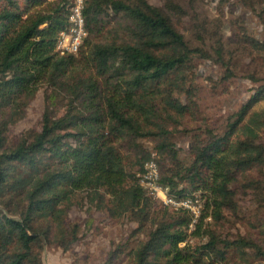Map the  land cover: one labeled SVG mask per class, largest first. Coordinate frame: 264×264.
I'll use <instances>...</instances> for the list:
<instances>
[{
	"label": "trees",
	"instance_id": "obj_1",
	"mask_svg": "<svg viewBox=\"0 0 264 264\" xmlns=\"http://www.w3.org/2000/svg\"><path fill=\"white\" fill-rule=\"evenodd\" d=\"M238 1L264 26V0ZM69 6L70 0H0V264H44V244L68 249L77 241L78 226H65L75 191L93 194L97 209L112 217H128L143 236L133 248L112 249L106 264L121 253L128 264H264V106L254 107L264 102V38L240 36L239 48L253 63L245 77L254 92L224 131L190 130L181 156L171 136L191 99L178 95L189 91L193 57L211 56L174 26L181 4L84 0L87 35L75 54L59 55L55 44ZM214 52L225 79L235 76L234 54L225 60L220 41ZM40 81L51 97L67 100L65 112L45 109L38 130L9 140L8 126L23 116ZM144 139L153 143L160 183L170 193L206 191L192 228L188 210L163 205L140 185L152 153ZM239 195L250 197V208L240 206ZM232 220L250 230L227 234ZM190 237L200 239L194 248Z\"/></svg>",
	"mask_w": 264,
	"mask_h": 264
},
{
	"label": "rangeland",
	"instance_id": "obj_2",
	"mask_svg": "<svg viewBox=\"0 0 264 264\" xmlns=\"http://www.w3.org/2000/svg\"><path fill=\"white\" fill-rule=\"evenodd\" d=\"M155 6L162 7L164 0H147ZM185 10L182 16L172 18L174 26L184 35L190 46L206 48L211 56L203 58L195 55L192 67L188 73V92L179 94L183 102L191 99L188 111L180 120L178 129L173 131L172 140L180 155L188 150L190 130L196 128L222 132L226 128L227 120L232 117L242 103L246 102L254 92V85L245 77L246 72L253 66L250 57L245 55L241 48L240 36L243 32L254 33L257 38H264V26L258 13L238 0H175ZM246 28L247 30H244ZM220 41L225 50V60L233 53L231 65L235 76L225 79L227 70L218 61L214 48ZM50 89L44 81L38 83V89L33 99L28 103L23 116L7 128L9 140L16 141L29 129L38 130L45 109L54 116H60L66 110L67 100L60 95L51 97ZM54 95V94H53ZM50 96V97H49ZM191 97V98H190ZM264 102L256 104L255 108H262ZM264 137V132L261 133ZM144 145L153 152V143L144 139ZM152 154V153H151ZM152 158V156H151ZM154 158V156H153ZM156 158V157H155ZM147 161V160H146ZM144 161L143 164L146 163ZM205 204L207 193L202 189L195 191ZM85 191H75L69 203H66L65 226L69 228L76 224L79 237L68 249H63L55 242L44 244L41 249V258L44 264H106L108 254L119 246L135 247L143 238L141 233L133 232L137 224L126 216L112 217L106 211L97 209ZM239 204L250 208V197L239 195ZM211 216L205 218L210 222ZM235 222L236 225H233ZM248 232L250 228L241 223V220L225 224L224 232L234 234L235 231ZM200 239L190 237L187 245L194 248ZM186 243H181L180 246ZM127 251V249H125ZM128 255L121 253L117 259L108 264H128Z\"/></svg>",
	"mask_w": 264,
	"mask_h": 264
},
{
	"label": "built area",
	"instance_id": "obj_3",
	"mask_svg": "<svg viewBox=\"0 0 264 264\" xmlns=\"http://www.w3.org/2000/svg\"><path fill=\"white\" fill-rule=\"evenodd\" d=\"M83 8L84 0H70L68 26L59 32L55 44V51L59 55L75 54L82 45L87 35ZM154 155L152 152V158L146 161L143 171L139 174L140 185L163 205L175 210L179 208L188 210L191 214L189 228H192L202 210L201 198L196 193L186 196L170 193L168 186L160 183V170L153 158Z\"/></svg>",
	"mask_w": 264,
	"mask_h": 264
}]
</instances>
